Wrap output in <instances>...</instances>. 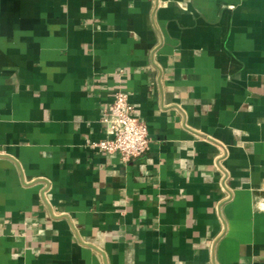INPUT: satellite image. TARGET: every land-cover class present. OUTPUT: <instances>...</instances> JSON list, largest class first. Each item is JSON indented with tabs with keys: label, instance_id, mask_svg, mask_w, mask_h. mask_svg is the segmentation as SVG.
Here are the masks:
<instances>
[{
	"label": "crops",
	"instance_id": "obj_1",
	"mask_svg": "<svg viewBox=\"0 0 264 264\" xmlns=\"http://www.w3.org/2000/svg\"><path fill=\"white\" fill-rule=\"evenodd\" d=\"M0 264H264V0H0Z\"/></svg>",
	"mask_w": 264,
	"mask_h": 264
},
{
	"label": "built area",
	"instance_id": "obj_2",
	"mask_svg": "<svg viewBox=\"0 0 264 264\" xmlns=\"http://www.w3.org/2000/svg\"><path fill=\"white\" fill-rule=\"evenodd\" d=\"M103 120L108 124L111 136L92 141V148L106 153H118L126 161L150 148L149 127L135 113L126 90L116 91L113 100L104 109Z\"/></svg>",
	"mask_w": 264,
	"mask_h": 264
}]
</instances>
